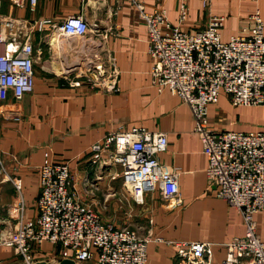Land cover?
I'll use <instances>...</instances> for the list:
<instances>
[{"label":"crops","instance_id":"crops-1","mask_svg":"<svg viewBox=\"0 0 264 264\" xmlns=\"http://www.w3.org/2000/svg\"><path fill=\"white\" fill-rule=\"evenodd\" d=\"M138 2L147 12L155 6L166 8L171 23L183 31L202 29L211 16L223 15L225 41L251 29V14L256 10L264 19V0H209L207 5L204 0H189L185 22L179 19L181 0ZM3 13L27 20L37 53L33 92L21 100L10 91L0 97L2 227L14 229L37 216L40 166L46 152L55 162L70 164L79 198L103 218L99 209L119 193L122 178H114L120 172L118 166L102 170L93 164L90 148L112 132L140 126L166 133L168 147L159 157L163 164L179 168L182 199L175 207L158 191L145 192L146 212L138 229H131L149 238L148 263L177 264V244L200 240L217 244L213 264H222L223 244L245 234L243 218L209 183L208 157L188 104L168 88L160 91L153 84L147 25L136 4L130 0H38L33 9L30 5L16 8L5 0ZM72 15L91 24L86 36L61 32L58 25ZM40 19H50L52 24L40 30L36 25ZM100 67L118 69L116 90L91 82L90 72ZM208 118L217 130L264 131V105L234 106L225 93L209 105ZM17 178L22 180L21 192L14 184ZM255 219L264 240V210ZM52 259H56L55 249L46 242L35 260ZM23 263L14 248L0 246V264Z\"/></svg>","mask_w":264,"mask_h":264},{"label":"built area","instance_id":"built-area-1","mask_svg":"<svg viewBox=\"0 0 264 264\" xmlns=\"http://www.w3.org/2000/svg\"><path fill=\"white\" fill-rule=\"evenodd\" d=\"M15 7L38 0H10ZM140 10L147 25L148 53L153 62V84L162 91L168 88L188 104L195 118V132L202 140L208 157L207 177L215 194L237 208L242 215L245 234L223 244L222 264H264V240L255 219L264 210V131L217 130L209 123V105L221 93L234 106L264 105V19L259 10L251 14L254 25L239 35L222 39L225 16L213 15L202 29L183 31L168 18L167 9L155 6L147 12L144 4L130 0ZM189 0H181L179 19L187 21ZM209 0H204L207 5ZM5 0H0V97L7 91L21 100L33 92L36 72V49L27 29V20L4 14ZM50 19L36 22L42 30ZM66 36H86L91 24L80 15H72L58 25ZM92 72V71H91ZM90 77L93 84L116 90L119 71L116 67L96 68ZM15 120H20L15 116ZM168 147L164 132L134 126L119 129L91 146L102 170L118 166L120 177L138 204L144 203L147 191H158L171 206L182 199L178 178L180 170L163 164L159 155ZM3 170L0 155V171ZM21 192L22 180L14 181ZM41 191L35 218L17 228L2 227L0 246L12 247L23 261L35 262L36 253L48 242L56 260L71 258L89 264H149V238L140 237L127 226L105 221L78 196L68 162H55L50 152L40 166ZM177 264H213L215 246L208 241L177 244Z\"/></svg>","mask_w":264,"mask_h":264},{"label":"rangeland","instance_id":"rangeland-1","mask_svg":"<svg viewBox=\"0 0 264 264\" xmlns=\"http://www.w3.org/2000/svg\"><path fill=\"white\" fill-rule=\"evenodd\" d=\"M117 187L119 193L110 197L109 200L106 201L107 205L101 206L99 212L102 214L105 221L113 223L116 226H127L138 229L136 227L141 224L140 218L146 212L143 209L144 203L138 204L134 200L131 192L128 187L124 185L123 181L119 183ZM102 203H105V200H103Z\"/></svg>","mask_w":264,"mask_h":264},{"label":"water","instance_id":"water-1","mask_svg":"<svg viewBox=\"0 0 264 264\" xmlns=\"http://www.w3.org/2000/svg\"><path fill=\"white\" fill-rule=\"evenodd\" d=\"M23 264H28L26 262H24ZM31 264H82V263H78L75 260L71 259V258H64L61 260H56V259H52V260H37L35 262H32Z\"/></svg>","mask_w":264,"mask_h":264},{"label":"bare ground","instance_id":"bare-ground-1","mask_svg":"<svg viewBox=\"0 0 264 264\" xmlns=\"http://www.w3.org/2000/svg\"><path fill=\"white\" fill-rule=\"evenodd\" d=\"M69 41V40H68ZM56 43V42H55Z\"/></svg>","mask_w":264,"mask_h":264}]
</instances>
